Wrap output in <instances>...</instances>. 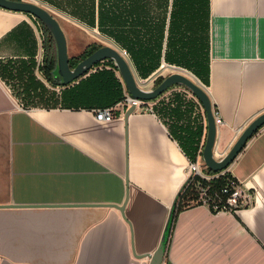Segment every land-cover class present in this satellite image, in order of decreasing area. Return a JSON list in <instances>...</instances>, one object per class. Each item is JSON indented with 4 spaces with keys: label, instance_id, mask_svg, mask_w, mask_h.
Instances as JSON below:
<instances>
[{
    "label": "crops",
    "instance_id": "crops-1",
    "mask_svg": "<svg viewBox=\"0 0 264 264\" xmlns=\"http://www.w3.org/2000/svg\"><path fill=\"white\" fill-rule=\"evenodd\" d=\"M37 2L57 19L70 59L91 46L123 49L144 90L170 73L191 76L190 64L205 59L201 82L224 122L218 155L264 112V0ZM43 39L33 16L0 8V264H148L165 228L161 264H264V126L226 169L246 203L194 205L168 227L206 138L202 106L174 85L146 101L153 112L125 119L118 106L113 120L98 121L99 107L61 104L60 88L41 76ZM102 68L106 61L80 78Z\"/></svg>",
    "mask_w": 264,
    "mask_h": 264
},
{
    "label": "water",
    "instance_id": "water-1",
    "mask_svg": "<svg viewBox=\"0 0 264 264\" xmlns=\"http://www.w3.org/2000/svg\"><path fill=\"white\" fill-rule=\"evenodd\" d=\"M0 8L30 14L41 22L50 32L56 48V76L60 77L62 85H68L85 75L98 62L110 59L116 66L121 80L129 93L135 99L151 101L159 97L162 93L174 85H182L187 88L201 103L207 122L206 138L202 148L203 165L208 169L220 172L227 169L244 148L248 140L264 126V112L256 116L242 130L230 150L220 159L214 156V144L217 126L213 114L212 104L207 91L182 73L174 72L165 76L153 89L144 90L138 82L130 68L128 61L115 48L109 45H102L79 60L74 67L70 65V58L67 54L66 38L57 19L42 6L24 0H0ZM134 110L129 107L124 118ZM167 228L164 229L163 237L156 250L149 254L148 264H161L166 242Z\"/></svg>",
    "mask_w": 264,
    "mask_h": 264
},
{
    "label": "trees",
    "instance_id": "trees-1",
    "mask_svg": "<svg viewBox=\"0 0 264 264\" xmlns=\"http://www.w3.org/2000/svg\"><path fill=\"white\" fill-rule=\"evenodd\" d=\"M40 24L42 34L44 36L43 39V46L45 51V57L44 63L42 65L41 71L43 77L48 81L50 85L53 87L58 86L60 88V97H61V104L64 105H86L88 107H109L112 106L114 103L120 101L123 99V87L122 83L115 77L114 71H118L116 66L114 65L113 61L110 59L103 60L101 62L106 61L109 68L101 70H98L94 73H90L85 78H80L78 82L73 85H62L60 77L51 74L50 65L56 62V54H51L50 48H54V40L48 31V29L38 21ZM98 47L91 46L89 49H87L83 57L89 55L91 52H93ZM79 60L70 59V65L71 67H74L75 64ZM101 62H98L95 66L99 65ZM54 67V66H53ZM55 77V78H54ZM162 79L158 80V83ZM157 83V84H158ZM9 84V83H8ZM10 86V85H9ZM39 88L42 90V92L47 96H51L50 103H57V100H53V95L51 91L46 89L44 86H39ZM10 89L12 90V94L20 99L18 91L16 89L10 86ZM51 94V95H50ZM58 97V96H57ZM191 159H193V156H190ZM204 170L210 174L213 175V177L209 181H205L202 178L198 176H194L190 178L188 181H185V183L181 186V188L178 190L172 208L170 212V218L168 222V227L173 223L175 220L176 215L183 209H186L188 207L194 206V205H201L202 202L199 199V187L201 185H207L208 186V194L210 195V198H212L213 201L218 202L220 204V207H223V203L225 202L226 195L222 192V188L228 183V181L231 179L232 175L229 173L228 170H222L220 172L212 171L208 168H204ZM212 209V208H211ZM215 212L214 210H212Z\"/></svg>",
    "mask_w": 264,
    "mask_h": 264
},
{
    "label": "built area",
    "instance_id": "built-area-1",
    "mask_svg": "<svg viewBox=\"0 0 264 264\" xmlns=\"http://www.w3.org/2000/svg\"><path fill=\"white\" fill-rule=\"evenodd\" d=\"M120 53L122 54L123 57L127 56V52L123 49L121 50ZM36 63H37V68L42 76L41 68L44 63L43 57H38ZM196 83L205 89V85L202 82L198 81ZM186 92L191 97H193L195 100L198 101V99L195 96H193V94L187 88H186ZM118 106L127 108V109L133 106L134 109H142V110L153 112L152 104H147V102L144 100L135 99L132 96H130L129 93H127L125 94L123 99L120 100L115 106H109V107L96 109L94 112L96 120L98 121L113 120L116 116L115 112ZM213 114H214L216 126L224 123L219 113L213 112ZM201 152H202V148L199 150V152L197 153V156L194 159L188 160L187 168H186V171H187L186 181H188L190 178L194 176H198L205 181H209L213 177V175L208 174L204 170V168H207V167L204 166L203 163L200 162V156L202 159ZM214 156L216 159H220L223 157L221 154L218 155L215 152H214ZM198 191H199V199L201 200L202 204L207 206L210 209V211L214 210L215 212H218L221 210H234L236 208H239L240 206L244 205V203H246V201L249 198L248 194L245 193L244 190L242 189L241 184L234 177H231L228 183L222 188V192L226 195L225 202L223 203L224 204L223 207H220V204L218 202H215L212 200V198H210V195L208 194L207 185H201Z\"/></svg>",
    "mask_w": 264,
    "mask_h": 264
},
{
    "label": "rangeland",
    "instance_id": "rangeland-1",
    "mask_svg": "<svg viewBox=\"0 0 264 264\" xmlns=\"http://www.w3.org/2000/svg\"><path fill=\"white\" fill-rule=\"evenodd\" d=\"M26 1H28V0H26ZM36 1V3L38 4V0H35ZM39 5V4H38ZM43 7V6H42ZM43 8H45V7H43ZM46 9V8H45ZM47 10V9H46ZM49 11V10H48ZM53 14V13H52ZM201 62V63H200ZM203 62L205 63V59H201L198 63H196V62H193V64H190L191 65V68L193 69H191L192 70V72H191V70H188V72H190L192 75L190 76V77H192V79L194 80V81H196V82H198V81H203L202 80V76L201 75H199V73L203 70V67H204V64H203ZM57 72V69H56V71H55V73ZM193 73H194V75H193ZM50 85V84H49ZM50 86H52V85H50ZM53 87V86H52ZM99 109V108H98Z\"/></svg>",
    "mask_w": 264,
    "mask_h": 264
},
{
    "label": "bare ground",
    "instance_id": "bare-ground-1",
    "mask_svg": "<svg viewBox=\"0 0 264 264\" xmlns=\"http://www.w3.org/2000/svg\"><path fill=\"white\" fill-rule=\"evenodd\" d=\"M24 1H26V0H24ZM29 1V0H28ZM29 2H32V3H35L34 1H29ZM35 4H37V3H35ZM183 74V73H182ZM185 76H187L188 78H190V79H192L190 76H188V75H186V74H184ZM193 80V79H192ZM194 96V95H193Z\"/></svg>",
    "mask_w": 264,
    "mask_h": 264
}]
</instances>
